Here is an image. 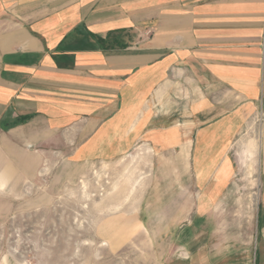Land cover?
Masks as SVG:
<instances>
[{"label":"crops","instance_id":"0c3cea01","mask_svg":"<svg viewBox=\"0 0 264 264\" xmlns=\"http://www.w3.org/2000/svg\"><path fill=\"white\" fill-rule=\"evenodd\" d=\"M182 104L191 111L174 115ZM258 119L253 239L230 254L245 216L232 191L244 160L229 155L230 138ZM149 120L201 122L218 138L217 175L187 205L202 239L218 237L200 264H264V0H0L3 143L88 138L103 154Z\"/></svg>","mask_w":264,"mask_h":264},{"label":"rangeland","instance_id":"374dc122","mask_svg":"<svg viewBox=\"0 0 264 264\" xmlns=\"http://www.w3.org/2000/svg\"><path fill=\"white\" fill-rule=\"evenodd\" d=\"M189 111L173 106L174 115ZM259 119L230 138L229 155L244 160L232 191L245 215L222 235H232L230 254L236 242L253 239L257 185L248 151ZM202 125L149 120L128 146L103 154L89 152L88 138L27 145L2 137L0 264H200L202 247L207 252L218 240L202 239V218L187 215L206 179L217 175L210 166L217 164L218 138L203 135Z\"/></svg>","mask_w":264,"mask_h":264}]
</instances>
